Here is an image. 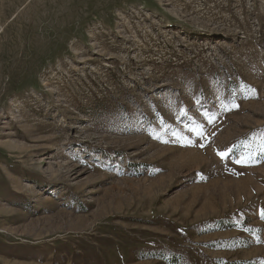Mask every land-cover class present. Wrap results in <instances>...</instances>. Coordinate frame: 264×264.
I'll use <instances>...</instances> for the list:
<instances>
[{"label":"rangeland","instance_id":"rangeland-1","mask_svg":"<svg viewBox=\"0 0 264 264\" xmlns=\"http://www.w3.org/2000/svg\"><path fill=\"white\" fill-rule=\"evenodd\" d=\"M0 264H264V0H0Z\"/></svg>","mask_w":264,"mask_h":264},{"label":"snow or ice","instance_id":"snow-or-ice-1","mask_svg":"<svg viewBox=\"0 0 264 264\" xmlns=\"http://www.w3.org/2000/svg\"><path fill=\"white\" fill-rule=\"evenodd\" d=\"M218 155H221L223 157L224 155H226V153H218ZM238 162H243V161H238Z\"/></svg>","mask_w":264,"mask_h":264}]
</instances>
